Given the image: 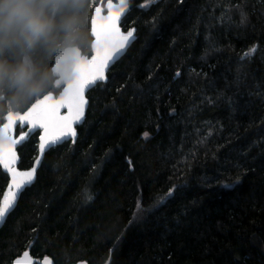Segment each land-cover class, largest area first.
Instances as JSON below:
<instances>
[{"label":"trees","instance_id":"trees-1","mask_svg":"<svg viewBox=\"0 0 264 264\" xmlns=\"http://www.w3.org/2000/svg\"><path fill=\"white\" fill-rule=\"evenodd\" d=\"M106 1L79 0L68 30V9L46 10L47 38L3 53L49 80L22 108L0 90V124L59 93L54 57L90 56ZM120 26L134 41L87 93L76 141L44 154L0 227V264L26 250L53 264H264V0H129ZM38 136L17 148L19 169ZM6 185L0 170V196Z\"/></svg>","mask_w":264,"mask_h":264},{"label":"snow or ice","instance_id":"snow-or-ice-1","mask_svg":"<svg viewBox=\"0 0 264 264\" xmlns=\"http://www.w3.org/2000/svg\"><path fill=\"white\" fill-rule=\"evenodd\" d=\"M147 6L146 4L141 7ZM126 9L124 0H120L118 5H114L112 0H107L106 5L93 6L90 20L91 55L77 64L74 74L58 95L50 93L36 100L25 111L7 113L4 116L5 122L0 126V168L7 174L8 183L0 196V224L14 213L18 201L31 190L36 167L40 163L38 155L31 169H17L18 157L15 146L24 141L28 133H22L19 138H14L11 135L13 128L17 124L22 127L26 125L29 133L39 129L38 149L41 155L46 148H51L67 138L75 142L77 133L74 125L80 122L84 115L87 103L84 95L86 88L106 82L109 64L117 61L134 39V30L129 29L125 33L119 26ZM241 18L242 22L247 21V16L243 12H241ZM254 52L255 48H250L246 55ZM171 191L169 189V194ZM136 208L138 211L141 209L140 201H137ZM129 223L131 224L132 221L130 220ZM12 264H52V261L48 257H44L42 261L33 260L29 252L24 251Z\"/></svg>","mask_w":264,"mask_h":264},{"label":"clouds","instance_id":"clouds-1","mask_svg":"<svg viewBox=\"0 0 264 264\" xmlns=\"http://www.w3.org/2000/svg\"><path fill=\"white\" fill-rule=\"evenodd\" d=\"M79 0H0V90L9 94L17 108L45 90L49 73L42 71L27 57L21 62H10L3 53L15 48L31 49L53 29V22L46 14L48 9H68L62 26H72V10Z\"/></svg>","mask_w":264,"mask_h":264},{"label":"water","instance_id":"water-1","mask_svg":"<svg viewBox=\"0 0 264 264\" xmlns=\"http://www.w3.org/2000/svg\"><path fill=\"white\" fill-rule=\"evenodd\" d=\"M124 2L126 3V5H127V9H128V2H129V0H124ZM106 3H107V1L104 3V5H106ZM112 3H113L114 5H118V4L120 3V0L112 1ZM127 9L125 10L124 15L121 17L120 24H121L123 18L125 17V15H126V13H127ZM105 11H106V9H105ZM92 12H93V10H92ZM91 16H92V13H91ZM91 16H90V19H89V29H90V20H91ZM119 26H120V25H119ZM120 28H121V26H120ZM131 29L134 30L133 35H134V39H135V29H133V28H131ZM128 30H129V29H128ZM128 30L123 31V30L121 29V31H122V32H125V33H126ZM90 37H91V32H90ZM91 39H92V37H91ZM134 39L132 40V42L134 41ZM132 42L126 47L124 53L118 58V60H119V59H120V58L126 53L127 49H128L129 46L132 44ZM91 50H92V42H91ZM90 55H91V54H90ZM86 57H88V56L82 55V54H81V51H80L77 47H75V46L67 47V48H65L64 50H62V51H60L59 53H57L56 56L54 57V63H53V66H52V68H51L52 76H53V78L55 79V80H54V86H55L56 88H60V91H61L62 88L65 86L66 82H67V81L72 77V75L74 74V71H75V69H76L77 64H78L81 60L85 59ZM118 60H117V61H118ZM117 61H115V62L109 64V67H108V69H107V71H106V76H107V73H108V71L110 70V68H111V67H112ZM103 83H105V82H103ZM97 84H102V83H97ZM97 84H95V85H91V86H89L88 88H86L85 93H84L86 101H87V98H86L87 93H88L91 89H93ZM60 91H59V92H60ZM58 94H59V93H58ZM58 94H56V95H58ZM47 95H48V94H47ZM54 95H55V94H54ZM44 96H45V95H44ZM87 107H88V101H87V103H86V105H85L84 115H83L82 120H81L80 122H77L76 125H74L75 130H76V128H77L78 126H80V125L83 123V121H84V117H85V113H86V110H87ZM62 111H64V110H62ZM10 113H13V112H10ZM4 122H5V121L3 120V122L0 124V126H2V124H3ZM17 129H19L21 132H18V133H17V132H16ZM35 132H38L39 135H40V131H39V129H34L32 132L29 133V129H28V127H27L26 125L22 127V126H20L19 124H17V125H15V127L13 128L11 135H12L14 138H19V136H20L22 133H28V135H29V134H32V133H35ZM76 133H77V130H76ZM28 135H27V137H28ZM27 137H26V139H27ZM76 138H77V135H76ZM76 138H75V141H76ZM26 139H25L24 141L18 143V144L15 146V151H16V153H17V157H18L16 167H17L18 170H28V169H31V168L33 167V165L35 164V162H36V158H37V156L39 155V156H40V163H39V164L37 165V167H36V173H37V171H38V169H39V167H40V164H41V161H42V159H43L44 154H45L49 149L54 148V147H57V146H60V145H62V144H64V143H68V142H70V143H74V142L72 141L71 138H67L65 141H63V142H59V143H57L56 145H53L51 148H46L45 151H44V153L41 155V154L39 153V149H38V145H39V143H40L39 136H38L37 155H36L35 159L33 160L32 165H31L29 168H27V169H19V168H18V164H19V156H18L17 148H18L19 146H21V145L26 141ZM0 170H1V171L7 176V174L3 171L2 168H0ZM36 173H35V179H36ZM35 179H34V181H35ZM34 181H33V183H34ZM7 183H8V177H7ZM6 187H7V185H6ZM6 187H5V189H6ZM5 189H4V190H5ZM3 192H4V191H3ZM2 194H3V193H2ZM1 196H2V195H1ZM3 224H4V223L0 224V227H1ZM26 251H27V250H26ZM28 252H29V251H28ZM21 255H22V254H21ZM21 255H20V256H21ZM29 255H30V253H29ZM30 256H31V255H30ZM31 257H32V256H31ZM16 258H17V257H16ZM16 258H15V259H16ZM32 258H33V260H37V259L34 258V257H32ZM48 258H49V257H48ZM15 259H14V260H15ZM14 260H13V261H14ZM42 260H43V258H42L40 261H42ZM49 260L51 261L50 258H49ZM13 261H12V262H13ZM11 264H12V263H11ZM52 264H53V263H52ZM73 264H87V263L84 262V261H79V262H77V263H73Z\"/></svg>","mask_w":264,"mask_h":264}]
</instances>
